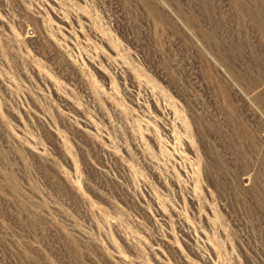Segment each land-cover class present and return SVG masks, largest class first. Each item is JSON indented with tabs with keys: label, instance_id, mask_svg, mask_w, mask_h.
Returning a JSON list of instances; mask_svg holds the SVG:
<instances>
[{
	"label": "rangeland",
	"instance_id": "obj_1",
	"mask_svg": "<svg viewBox=\"0 0 264 264\" xmlns=\"http://www.w3.org/2000/svg\"><path fill=\"white\" fill-rule=\"evenodd\" d=\"M0 264H264V0H0Z\"/></svg>",
	"mask_w": 264,
	"mask_h": 264
}]
</instances>
